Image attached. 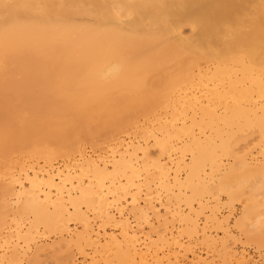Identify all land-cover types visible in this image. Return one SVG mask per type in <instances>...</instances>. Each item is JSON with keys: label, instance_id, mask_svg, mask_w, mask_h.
Returning <instances> with one entry per match:
<instances>
[{"label": "bare ground", "instance_id": "6f19581e", "mask_svg": "<svg viewBox=\"0 0 264 264\" xmlns=\"http://www.w3.org/2000/svg\"><path fill=\"white\" fill-rule=\"evenodd\" d=\"M264 264V0H0V264Z\"/></svg>", "mask_w": 264, "mask_h": 264}, {"label": "rangeland", "instance_id": "374dc122", "mask_svg": "<svg viewBox=\"0 0 264 264\" xmlns=\"http://www.w3.org/2000/svg\"><path fill=\"white\" fill-rule=\"evenodd\" d=\"M258 262H259V264H262V263H263V262H262V261H260V260H259Z\"/></svg>", "mask_w": 264, "mask_h": 264}]
</instances>
